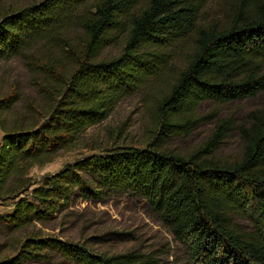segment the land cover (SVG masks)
<instances>
[{
    "label": "trees",
    "instance_id": "1",
    "mask_svg": "<svg viewBox=\"0 0 264 264\" xmlns=\"http://www.w3.org/2000/svg\"><path fill=\"white\" fill-rule=\"evenodd\" d=\"M202 0H39L11 8L0 2V61L21 59L39 77L42 117L26 125L1 117L17 95L0 98V198L15 199L0 215L23 230L85 200L129 194L146 200L156 218L188 244L198 264H264V0H221L223 23L198 24ZM191 49L183 67L171 60ZM116 54L103 56L108 47ZM170 76L155 109L156 132L142 147L113 145L82 157L32 187L34 165L82 140L123 99ZM261 95L243 120L218 119L211 135L186 155L164 146L204 119V101L228 103ZM236 156L217 155L230 133ZM23 195V196H22ZM50 246L81 264H151L149 255L94 254L32 236L0 264H29Z\"/></svg>",
    "mask_w": 264,
    "mask_h": 264
},
{
    "label": "rangeland",
    "instance_id": "2",
    "mask_svg": "<svg viewBox=\"0 0 264 264\" xmlns=\"http://www.w3.org/2000/svg\"><path fill=\"white\" fill-rule=\"evenodd\" d=\"M39 0H0L3 5L18 8ZM224 8L227 7L223 4ZM221 0H202L198 12V24L212 21L223 23ZM171 60L173 72L180 70L191 46L188 41L180 45ZM117 47H108L103 56L116 54ZM170 76L154 81L137 93L121 100L103 121L89 127L82 140L74 146L60 150L43 165H34L28 175L37 186L44 177L63 169L82 157L99 153L113 145L142 147L156 132L154 105L166 89ZM39 77L33 75L19 58L0 61V98L14 92L18 97L11 111L1 117L8 123L23 120L26 125L42 117V99L38 94ZM261 95H255L228 103L204 101L195 109V117L204 119L187 134L170 136L164 146L172 152L186 155L204 143L211 135L216 120L231 117L243 121L248 114L261 107ZM2 130L0 129V139ZM239 137L232 132L225 139L217 155L230 159L238 153ZM23 196V195H22ZM15 199L0 198V215L11 211ZM40 237L78 246L101 255L137 253L149 255L151 264H198L193 259L188 244L179 241L153 214L142 197L119 194L104 200H85L74 193L66 207L53 213L43 222H36L23 230H9L0 222V258L15 255L25 237ZM40 257L29 264H81L72 254L47 246L37 251Z\"/></svg>",
    "mask_w": 264,
    "mask_h": 264
}]
</instances>
